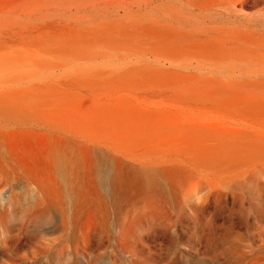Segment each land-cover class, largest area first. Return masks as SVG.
<instances>
[{
	"label": "rangeland",
	"instance_id": "rangeland-1",
	"mask_svg": "<svg viewBox=\"0 0 264 264\" xmlns=\"http://www.w3.org/2000/svg\"><path fill=\"white\" fill-rule=\"evenodd\" d=\"M0 264H264V0H0Z\"/></svg>",
	"mask_w": 264,
	"mask_h": 264
}]
</instances>
